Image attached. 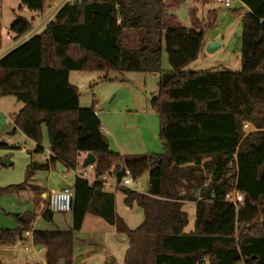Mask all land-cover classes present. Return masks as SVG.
Instances as JSON below:
<instances>
[{"label":"trees","instance_id":"obj_1","mask_svg":"<svg viewBox=\"0 0 264 264\" xmlns=\"http://www.w3.org/2000/svg\"><path fill=\"white\" fill-rule=\"evenodd\" d=\"M238 1L246 11L240 16L236 72L185 70L202 50L216 10L201 19L190 8V27L185 28L165 0L67 2L41 30L0 57V98L13 96L22 104L12 116V132L19 130L35 142L36 154L44 148L42 127L47 133L50 156L29 162V174L48 171L57 161L74 170L82 152L93 154L96 179L105 173L119 177L127 169L134 177L147 171L149 182L147 193L116 188L127 205L142 209L143 220L135 229L115 213L112 193L75 175L69 229L30 230L37 213H26L17 228H0V244L23 241L31 231L32 243L44 248L45 264H73V232L89 212L128 236L126 256L133 264H264V0ZM48 2L20 0L19 7L39 18ZM34 16L15 18L9 27L14 39L31 30ZM125 31L138 33L137 47L124 45ZM162 45L167 71L161 69ZM71 71H100L104 79L110 73L156 74L157 92L150 103L158 114L163 153L111 151L94 107L79 106L78 90L68 80ZM243 122L252 129H243ZM81 127L86 129L82 139ZM0 148L16 146L0 142ZM26 184L0 188V195L25 190ZM31 189L37 199L40 189ZM233 189L244 194L238 208L224 200ZM184 201L195 202L190 232H184ZM52 215L41 212L46 220Z\"/></svg>","mask_w":264,"mask_h":264},{"label":"rangeland","instance_id":"obj_2","mask_svg":"<svg viewBox=\"0 0 264 264\" xmlns=\"http://www.w3.org/2000/svg\"><path fill=\"white\" fill-rule=\"evenodd\" d=\"M165 1L169 5V12L185 28L190 27L188 14L190 8L196 9L197 15L201 19L205 17L208 10H216L213 25L204 31V41L214 42L220 39L221 46L212 52H208L206 46H204L197 58L189 63L185 70H229L232 72L240 70V16L246 10L238 0H231L229 7L215 3L214 0ZM48 4L53 8L60 5L61 2L60 0H53ZM19 6L20 0H0L1 44L8 41L11 43L10 47H15L21 40H24V37L19 40L12 37L9 31L10 24L17 16L32 20L34 14L25 7ZM49 15L50 12L47 7L43 19L40 18L39 23L33 24V26L41 25ZM34 18L36 17L34 16ZM32 33L33 31L30 30L27 35L29 36ZM6 35L9 36V39L6 38ZM123 42L126 47H137L138 33L125 31ZM161 69L163 71L170 69L164 45H162ZM70 73L69 83L78 90L79 106L94 107L100 123L106 128L107 133L104 134V137L107 138L110 149H122L126 155L133 156L163 153V144L158 136V114L150 103L151 98L157 92L158 76L156 74L126 72L119 75L110 73L108 78L104 79L105 74L100 71H71ZM21 106L22 104L17 102L13 96L0 98V142L9 147L16 146V148H0V188L17 185L24 181L27 183L25 190L11 189L0 195V228L6 229L17 228L21 223L22 215L39 211L38 203L33 198L32 186L38 185L45 188L47 179L49 185L54 188H57L58 181H64L66 186L70 188L74 179V172L83 169V166L79 164L74 170H70L57 161L49 174L47 171L28 173L27 164L30 162V156L32 155L40 163L43 161V154L33 153L34 142L19 130L11 131L13 123L10 121V116L15 114ZM251 129V125L248 124L247 131ZM8 138L15 145L9 143ZM41 145L44 148L48 147V138L44 127H42ZM27 151L30 152L27 153ZM7 158H9L11 164L8 166L2 165V160ZM136 180L139 184L132 185L130 189L147 193L149 189L147 171L140 174ZM115 198L117 215L123 219L129 229H135L143 220L142 209L136 203L127 205L120 191L115 192ZM43 209H46L45 202ZM183 210L187 213V224L184 232L193 231L194 205L190 202L185 203ZM70 219V212H55L51 220L39 217L31 224L30 230H65L68 228L67 225H70ZM127 245L126 239L123 238L114 252L115 258L121 262L123 261V264L126 260ZM7 247L9 248L7 250L0 249V258L10 257V259H3L6 264H41V253L32 244L27 245L26 248L16 244Z\"/></svg>","mask_w":264,"mask_h":264},{"label":"crops","instance_id":"obj_3","mask_svg":"<svg viewBox=\"0 0 264 264\" xmlns=\"http://www.w3.org/2000/svg\"><path fill=\"white\" fill-rule=\"evenodd\" d=\"M44 16H45V13L43 14L42 17L36 18L34 21V25L39 23L40 18L43 19ZM31 35H33V33ZM31 35L27 36V38L30 37ZM207 42L208 41H206L204 43L203 47L205 46V44ZM10 45H11V43L8 41L4 44L0 43V57L14 48V47H10ZM70 75H71V73H69V75H68V80H69ZM13 115H11L10 118H12ZM96 115H97V113H96ZM99 125L103 127V130L101 131L103 133V135L105 133H107L106 128L100 123V121H99ZM106 140H107V138H106ZM8 142L9 143L12 142L10 138H8ZM107 142H108V140H107ZM11 144L13 145L14 143H11ZM108 145H109V142H108ZM35 146H36V144L34 142V148L32 149V151H34ZM109 149H110V145H109ZM110 150L113 152H117L121 155H126L122 151V149H118V150L110 149ZM29 152L30 151H27V153H29ZM39 154L40 153H37V155H39ZM42 154H43V161H41L40 163H42L48 159V157L50 156V151L47 148H43ZM85 158H86V153H82V152L79 153L78 165L81 164L83 166V162H84ZM34 161L37 162L36 159H34V157L31 155L30 156V162H34ZM120 167H121V165H120ZM51 169H49L47 171L48 174L50 173ZM74 176H75V172H74ZM58 182L59 183L57 184V188L50 186L47 179H46V183H45V186H46L45 188L37 185V187L40 189V193H39L37 199H36V196L33 194V198L38 203V210L39 211L37 212V215H36L33 223L39 217H41V212L43 210V206H44V202H45L44 198L46 197L47 193L51 190L59 189L58 188L59 185H63V187L64 186L67 187L64 181H58ZM205 184H206V182H205ZM102 190L105 192H110L113 194L114 211L116 213L115 192L117 190L116 189H112V190H108V191H106L104 189H102ZM192 193L195 196H198L199 190L194 189L192 191ZM188 202L195 205L194 201H184L183 205H185V203H188ZM67 226H68L67 229H69L71 227V219H70V225L68 224ZM24 236L27 237V239L25 238L26 240L17 241L15 243L17 246H24V248H26L27 245H29V244H32L33 246H35L32 243L31 231L28 232L27 236L25 234H24ZM121 237L126 239V241L128 243V245H127V251H128V249L130 247V242H129L128 236L125 233L118 232L116 230L115 225H111V224L105 222L99 216L93 215L89 212L85 213L80 229L73 232V239H72V261H73V264H123L122 263L123 261L121 262L120 260H117V258H115V255H114L115 249L117 248L118 245H120V243L123 239ZM138 239H139L138 237H134L135 242H137ZM140 241H142V240H140ZM135 244L132 243V246L133 245L135 246ZM0 246H2V247H0V249H4V250L9 249L7 247L9 245H2L1 244ZM35 247H37V246H35ZM41 248H43V247H37L38 252L41 253V257H42L41 264H44L45 263V261H44V248L42 250H41ZM126 255H127V252H126ZM4 258L10 259V257H1L0 260L4 261L3 260ZM124 262H125V264H133L132 261H129L127 259V256H126V260Z\"/></svg>","mask_w":264,"mask_h":264},{"label":"built area","instance_id":"obj_4","mask_svg":"<svg viewBox=\"0 0 264 264\" xmlns=\"http://www.w3.org/2000/svg\"><path fill=\"white\" fill-rule=\"evenodd\" d=\"M49 1H53V0H49ZM73 1H77V0H60L62 5L67 2H73ZM230 1L231 0H214L215 3H220L224 7H229ZM61 4L56 5L53 8L51 7V5L48 7L50 12L49 17L46 20H44L41 25L32 26L31 31H33V34L37 33L39 30L42 29V27H44L49 21L53 19L54 14L58 10V8L62 6ZM27 36L28 35L26 33L25 35L18 37L17 39L19 40L22 37H24L25 40L27 39ZM6 38L9 39V36L6 35ZM24 40H21V42ZM10 121H12V118H10ZM243 129H247V123L245 122H243ZM99 130L102 131L103 127L99 126ZM75 175L82 179L87 180L89 185H91L95 181L99 182L101 184L102 189L106 191L116 188L130 189L132 185L139 184V182L136 180L137 177H134L127 169H125L124 173L119 177L112 173H105L96 179L93 174V163L83 167L81 171L75 172ZM44 200H45L46 209L52 213L70 212L71 200H72L71 189L64 186L62 189L51 190L47 193ZM224 200L230 202L232 205L235 206V208H238L243 203L244 194L242 192L233 189L231 192L225 194ZM25 235H28V232H25ZM42 249L43 248H41V250Z\"/></svg>","mask_w":264,"mask_h":264},{"label":"water","instance_id":"obj_5","mask_svg":"<svg viewBox=\"0 0 264 264\" xmlns=\"http://www.w3.org/2000/svg\"><path fill=\"white\" fill-rule=\"evenodd\" d=\"M49 6H50V4L47 5V7H49ZM205 46H206V50L208 52H212L213 50H215V49H217L218 47L221 46L220 39H218V40H216L214 42H208V43H206ZM85 135H86V129L84 127H81L80 139H82ZM94 161H95V158H94L93 154L87 153L86 154V158H85V160L83 162V166L85 167V166H87L89 164H92V163H94ZM1 164L4 165V166H8L10 164L9 158H7L5 160H2ZM114 167H116L117 170L119 171L120 164L116 163L114 165ZM58 188L62 189L63 185H59Z\"/></svg>","mask_w":264,"mask_h":264}]
</instances>
